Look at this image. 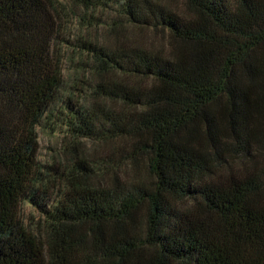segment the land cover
Here are the masks:
<instances>
[{
    "label": "trees",
    "instance_id": "trees-1",
    "mask_svg": "<svg viewBox=\"0 0 264 264\" xmlns=\"http://www.w3.org/2000/svg\"><path fill=\"white\" fill-rule=\"evenodd\" d=\"M72 1L86 27L111 11L166 46L71 40L66 2L0 0V264H264V0ZM59 42L94 77L77 99ZM45 120L73 154L57 178L38 168Z\"/></svg>",
    "mask_w": 264,
    "mask_h": 264
},
{
    "label": "rangeland",
    "instance_id": "rangeland-1",
    "mask_svg": "<svg viewBox=\"0 0 264 264\" xmlns=\"http://www.w3.org/2000/svg\"><path fill=\"white\" fill-rule=\"evenodd\" d=\"M61 2H66L68 7L74 11L72 18L66 19L69 25H74L73 30H71L70 37L71 40L77 36L81 38L93 39L100 43L117 45L121 43L125 44H138L145 46L147 48H164L167 42V35L160 31H151L144 29H133L132 27L123 24L120 27H108V19L114 16V13L111 11L102 12L100 10H94L93 14L96 21L101 23V26L96 27H86L83 25L84 18L80 17L83 8L80 6H74L72 0H59ZM158 2L164 3L169 6L176 12L186 13L187 7L184 4V0H156ZM104 23V24H103ZM67 35L65 38L68 37ZM63 56V68L65 69V83L76 87L75 98L80 97L81 91L78 89L89 90L87 84L94 81V77L89 74L83 67H80L78 61L82 59V56L76 52L73 47H68V45L63 46L62 42H59ZM76 54V56H74ZM88 62V61H87ZM84 65V64H83ZM68 89V88H67ZM88 93V91H87ZM84 95V94H83ZM87 97L86 95H84ZM88 98V97H87ZM48 121H43L35 129L36 141L38 145L37 150V163L38 168L43 171V173L50 174L51 177H58L54 174L55 171L48 169L49 166H55L59 170H62V163L67 164L72 158V155L69 150L65 149L63 142V134L56 130L52 125L48 124ZM76 151L84 153L91 162L92 157H103L107 154L108 150L102 148V145H99L96 142H87L85 144H79L76 148ZM118 170L127 172L128 176L133 178L135 177H146L147 174L143 169L136 170L128 162H123L118 166ZM49 175V176H50ZM96 180V179H95ZM20 219L32 230L40 228L42 225V217L35 207L30 205L27 202H23L19 207Z\"/></svg>",
    "mask_w": 264,
    "mask_h": 264
}]
</instances>
